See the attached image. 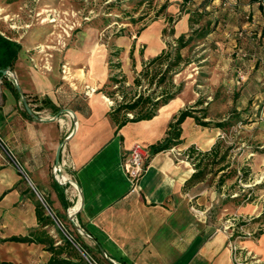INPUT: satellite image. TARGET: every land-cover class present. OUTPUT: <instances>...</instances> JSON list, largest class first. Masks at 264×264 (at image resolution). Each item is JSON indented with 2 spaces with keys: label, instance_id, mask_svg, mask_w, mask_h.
Segmentation results:
<instances>
[{
  "label": "crops",
  "instance_id": "crops-1",
  "mask_svg": "<svg viewBox=\"0 0 264 264\" xmlns=\"http://www.w3.org/2000/svg\"><path fill=\"white\" fill-rule=\"evenodd\" d=\"M168 2L165 13L179 16L175 23L178 36L198 26L195 17L207 16L222 37V50L233 55L234 74L242 70L247 80L255 82L257 98L263 99L264 0ZM160 32L161 28H155L141 37L145 43L152 41L147 57L157 56L162 49ZM9 34L0 30V35L20 46L9 71L30 113L12 78L6 76L4 83L0 79V139L16 164L0 152V264H47L52 253L46 243H20L11 238L35 232L36 237L49 238L57 246L66 236L65 227L74 238L79 237L89 254L96 253L106 264H233L225 219L257 209L243 205L238 197L239 159L233 155L229 166H224L225 160L218 164L211 181L208 173L199 181H188L199 162L203 169L204 162H218L224 154L221 129L201 127L188 117L181 124L180 143L172 147L173 152L151 155L149 151L166 138L170 124L186 105L196 101L190 94L191 82L152 119L117 129L108 116L111 100L98 92L109 76L106 49L79 42L69 46L65 39L40 28L18 37L13 31ZM155 47L160 50H153ZM129 48L136 66V43L131 42ZM128 59L125 53L119 60L125 78L132 69ZM220 77L223 73L219 76L217 72L216 80ZM63 109L71 110L75 119L62 113ZM61 144L56 178L55 156ZM136 144L148 153L137 191L129 194L123 158ZM191 148L199 155H189L188 160L185 156ZM248 155L246 165L252 172L260 171L257 176L262 179L264 166L259 169L258 162L264 160V153L248 151ZM222 174V179L230 177L220 183ZM37 202L46 206L53 225L39 227ZM61 215L72 229L59 220ZM241 244L258 258L264 257V231Z\"/></svg>",
  "mask_w": 264,
  "mask_h": 264
},
{
  "label": "rangeland",
  "instance_id": "rangeland-1",
  "mask_svg": "<svg viewBox=\"0 0 264 264\" xmlns=\"http://www.w3.org/2000/svg\"><path fill=\"white\" fill-rule=\"evenodd\" d=\"M168 5V0H0V30L7 36H11L9 32L13 31L18 37L30 29L40 28L44 33H53L58 39H65L69 46L79 42L104 48L107 50L108 60L116 52L117 58L111 57L113 63L121 60L126 53L132 69L122 91L117 92L113 100L110 99L113 107L122 101V92L126 101L138 93L147 95L153 86L152 78L164 68V65L152 66L147 77L141 76L144 65L151 59L147 57V51L151 48L152 41L145 43L141 39L145 33L161 28L159 46L162 49H153L157 48L158 54L179 45L180 36L175 29L179 16L176 14L169 17L165 13ZM195 18L198 26L181 34L185 43L179 51L182 63L167 75L169 82L165 88L174 91L181 87L183 91L186 83L191 82L190 94L196 101L189 102L185 109L192 108V114L197 118L205 114L208 118L201 120H213L211 125L222 118L231 124L221 129L224 137L221 139V152L228 156L224 166L231 164L233 155L235 159H239L240 173L245 174L246 184L234 180L235 186L238 185V197L243 205L252 204L257 209L253 213L231 215L225 219V225L230 226L229 231L233 234V239L236 238L235 243L243 250V255H247L252 264H264V257L258 258L252 250L241 244L264 231V177L259 178L257 174L260 171L252 172L246 165L250 162L248 151L264 153V98H257L259 92L256 91L254 81L237 80L232 71L233 55L230 51L222 50L225 45L222 37L215 31V25L210 26L211 21L207 16ZM202 32L205 33L204 37H200ZM131 42L136 43V66L131 58ZM217 72L219 76L223 73V78L220 77L218 81ZM119 74L123 76L122 73ZM134 78L140 79V86L133 84ZM111 88L109 84L107 90ZM195 92L197 96L194 95ZM253 92L255 93L252 94ZM197 101L203 103L195 106ZM263 162L264 160L258 162L259 169H263ZM218 167V164L211 161L204 162L202 168L208 173L209 181L213 180ZM59 220L72 229L64 215L59 216ZM90 256L99 264H106L96 253Z\"/></svg>",
  "mask_w": 264,
  "mask_h": 264
},
{
  "label": "trees",
  "instance_id": "trees-1",
  "mask_svg": "<svg viewBox=\"0 0 264 264\" xmlns=\"http://www.w3.org/2000/svg\"><path fill=\"white\" fill-rule=\"evenodd\" d=\"M189 0H183V3L188 2ZM192 21V20H191ZM194 22L196 23L195 19ZM205 33L202 32L200 34V37H204ZM179 45L175 46L173 49H171L168 52H160L157 56L151 58L147 64L144 65V68L141 71L142 77L148 76L149 68L152 66H161L164 65L163 69L160 70L158 75L154 76L151 80V84L153 85L151 90L147 95H144L143 93H138L133 95L131 100L126 101L125 95L122 92V101L119 103H116L112 108L111 111L108 113L109 118L111 121L115 124L117 129H120L127 123H135L143 120H150L153 117L156 116L158 110L167 105L172 99L175 98L176 95L180 93L181 87L175 89L174 91L170 90L169 88H165L166 84L169 82V79L167 77L168 74L173 73L182 63V56L180 54V49L185 46L184 43V36H180L178 38ZM20 49V46L2 35H0V79L5 82L6 76H3L1 71L5 69H11L13 66V63L15 62L17 58L18 51ZM116 57L117 54H111V57ZM111 57L108 60V70H109V76L107 79L106 85L102 89H100L98 92L103 93L107 98L113 100L114 96L117 92H121L123 89V85L126 82V78L124 76H121L119 73H121V63L119 61L113 63ZM117 58V57H116ZM115 71H118V73L115 74ZM139 78V77H138ZM134 78L133 84L135 86H140V79ZM111 85L113 88L110 90L108 89V85ZM10 88L14 91V88L12 85H10ZM202 101H197L195 103V106L201 105ZM194 110L186 109L182 110L178 116L175 118L173 123L170 124L169 130L167 132L166 138L156 144L151 146L150 148V154L154 155L166 150L171 149L172 147L178 145L180 143V135H181V124L183 121L191 117L193 118L197 125L201 127H209L212 126L214 128H220L223 129L231 124L229 122L221 121V122H215L211 125L212 122L210 121H202V119H206L207 116L205 114L202 115L201 118H197L192 113ZM204 111V110H199ZM204 113V112H203ZM127 114H132V117L129 118ZM214 151V150H213ZM213 151H211L212 157L215 158L216 154L213 155ZM197 153L194 148L189 149V155H194ZM226 153H224L218 160V162H214L212 160L213 164H220L225 160ZM202 162H199L198 165H196L197 171L191 175L189 178V182L199 181L203 178L205 172L204 169H201ZM223 170V169H222ZM222 174L219 177L220 183H222L227 177L225 176V179H222ZM245 174H241L240 177H237V182H246ZM36 217L39 224V227H44L46 225H53L54 222L51 219L49 215L46 214L45 208L40 202H37L36 204ZM65 235L61 238V244L54 246V241L51 239H40L35 236V232H31L28 237H22V238H11V241L20 242V243H46L48 246V251L52 253V256L47 264H75L71 261L70 257H75L78 259V263L76 264H90L95 263L96 260H94L88 250L85 248V246L78 241V238H74L72 233H70L68 230H66L65 227ZM71 236V237H70ZM73 244L77 245L82 251L85 256H87L88 261L84 260L77 250L74 248ZM63 254H66L65 257H62Z\"/></svg>",
  "mask_w": 264,
  "mask_h": 264
},
{
  "label": "built area",
  "instance_id": "built-area-1",
  "mask_svg": "<svg viewBox=\"0 0 264 264\" xmlns=\"http://www.w3.org/2000/svg\"><path fill=\"white\" fill-rule=\"evenodd\" d=\"M236 78L240 82H244L246 80V74L242 70H237L236 72ZM263 81H264V74H263ZM129 118L132 117L131 114H127ZM220 139H223V135H219ZM172 152L174 151V148L170 149ZM0 152L11 162L15 164V161L13 159V156L11 152L8 150L7 146L3 143V141L0 139ZM147 150L141 147L140 145L136 144L132 148L129 149V151L124 155L123 158V170L127 177V180L129 182V194L134 193L137 191L138 183L145 171V159L147 156ZM176 154L179 155V152H176ZM186 159L189 160V154L185 156ZM16 165V164H15ZM57 170L54 169V172L56 173L55 176L57 178ZM241 176V173L238 172V177ZM72 187L75 188V186L70 182ZM240 182V181H239ZM43 204V203H42ZM43 206L46 209V206L43 204ZM73 209H70V213H72ZM71 217V215L69 216ZM230 226H225V230L229 233V249L231 251V258L233 264H252L250 260H248L247 255H243L242 249L239 248V246L236 245V238L233 239V234L229 231ZM93 264V263H90ZM95 264V263H94Z\"/></svg>",
  "mask_w": 264,
  "mask_h": 264
},
{
  "label": "water",
  "instance_id": "water-1",
  "mask_svg": "<svg viewBox=\"0 0 264 264\" xmlns=\"http://www.w3.org/2000/svg\"><path fill=\"white\" fill-rule=\"evenodd\" d=\"M1 73H2L3 76H10V77L12 78V80H13V84H14V87H15L16 91H17V92L20 94V96L22 97V101H23V105H24L25 110H26L28 113H30V110H29V108H28V105H27V103H26V101H25V99H24V97H23V94H22V92H21V89L19 88V85L17 84V81H16L15 76L9 71V69L2 70ZM61 112H62V113H68L69 115L72 116L73 119H75L74 113H73L71 110H69V109H63ZM61 147H62V144L58 147V149H57V151H56L55 165H54V169H55V170H57L58 167H59V154H60ZM66 181H68V180H66ZM74 227L77 229V231H78L80 234H84L83 231H82V230H81L76 224H74ZM100 251H101L103 257H104L105 259H107V257L105 256V254H103V252H102L101 249H100Z\"/></svg>",
  "mask_w": 264,
  "mask_h": 264
}]
</instances>
